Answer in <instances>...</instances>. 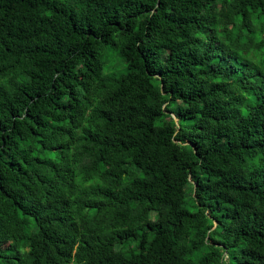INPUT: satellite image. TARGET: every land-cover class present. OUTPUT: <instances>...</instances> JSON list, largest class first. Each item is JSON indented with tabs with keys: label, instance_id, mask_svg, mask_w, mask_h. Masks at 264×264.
I'll return each mask as SVG.
<instances>
[{
	"label": "trees",
	"instance_id": "16d2710c",
	"mask_svg": "<svg viewBox=\"0 0 264 264\" xmlns=\"http://www.w3.org/2000/svg\"><path fill=\"white\" fill-rule=\"evenodd\" d=\"M0 264H264V0H0Z\"/></svg>",
	"mask_w": 264,
	"mask_h": 264
}]
</instances>
